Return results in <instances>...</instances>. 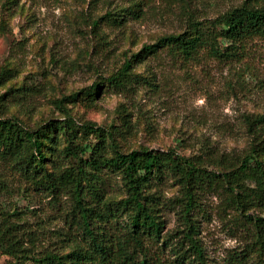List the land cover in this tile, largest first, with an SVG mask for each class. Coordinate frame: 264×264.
Returning <instances> with one entry per match:
<instances>
[{
	"label": "trees",
	"instance_id": "16d2710c",
	"mask_svg": "<svg viewBox=\"0 0 264 264\" xmlns=\"http://www.w3.org/2000/svg\"><path fill=\"white\" fill-rule=\"evenodd\" d=\"M153 1L128 0V8L105 13L92 27L121 25L127 16L139 20ZM166 1L183 5V30L124 52L110 75L55 100L62 119L28 128L17 115L6 114L5 95L0 96V166L9 165L25 181L23 198L31 191L44 194L62 223L46 233L38 230L40 221L53 218L40 220L33 206L7 199L10 186L1 173L0 258L7 259L0 264H164L167 249L177 263L208 264L200 220L212 197L233 231L249 235L228 264H264V114L243 116V150L201 144L186 156L175 147L123 152L120 142L135 131L124 105L119 126L78 124L66 110L80 98L93 107L104 91L133 93L144 78L137 68L160 53L182 64L204 57L234 62L247 56L251 42L264 40V0H242L214 18L197 16L185 0ZM11 75L0 69V84ZM169 183L177 195L164 193ZM121 189L124 196L110 197ZM165 211H173L179 223L174 243L164 235Z\"/></svg>",
	"mask_w": 264,
	"mask_h": 264
},
{
	"label": "rangeland",
	"instance_id": "374dc122",
	"mask_svg": "<svg viewBox=\"0 0 264 264\" xmlns=\"http://www.w3.org/2000/svg\"><path fill=\"white\" fill-rule=\"evenodd\" d=\"M185 1L197 16L214 18L242 0ZM129 6L128 0H0V69L12 74L0 84L6 114L17 115L28 128L62 119L64 113L55 107V100L86 90L110 75L122 64L124 52H137L162 36L183 30V5L166 0H154L139 20L127 16L121 25L101 22L97 29L92 27L94 19ZM249 47L247 56L234 62L204 57L182 64L160 53L137 68L144 78L133 93L104 91L93 107L80 98L67 104L66 110L78 124L119 126V108L126 106L135 131L120 142L123 152L175 147L189 156L201 144L241 151L248 145L243 116L264 114V40H255ZM1 173L10 186L7 199L33 206L40 220L46 215L53 218L40 221L38 230L46 233L62 225L44 194L31 191L23 198L19 190L26 183L18 173L7 164L0 166ZM163 190L171 197L178 188L169 183ZM122 196V189L110 195L113 199ZM206 209L200 237L207 262L228 264L249 235L233 231L229 218L218 210L216 197L208 200ZM164 218V235L174 243L177 217L165 211ZM6 259L1 257L0 262ZM164 264L190 263H177L167 249Z\"/></svg>",
	"mask_w": 264,
	"mask_h": 264
}]
</instances>
